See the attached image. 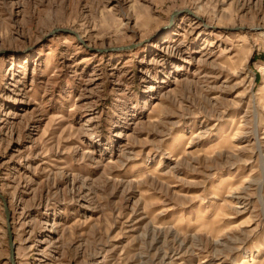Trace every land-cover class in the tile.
<instances>
[{"label": "rangeland", "instance_id": "obj_1", "mask_svg": "<svg viewBox=\"0 0 264 264\" xmlns=\"http://www.w3.org/2000/svg\"><path fill=\"white\" fill-rule=\"evenodd\" d=\"M0 264H264V0H0Z\"/></svg>", "mask_w": 264, "mask_h": 264}, {"label": "water", "instance_id": "obj_2", "mask_svg": "<svg viewBox=\"0 0 264 264\" xmlns=\"http://www.w3.org/2000/svg\"><path fill=\"white\" fill-rule=\"evenodd\" d=\"M11 258H12V262H14V261H13V253H12V256H11Z\"/></svg>", "mask_w": 264, "mask_h": 264}]
</instances>
